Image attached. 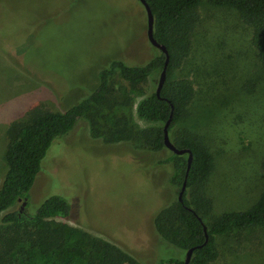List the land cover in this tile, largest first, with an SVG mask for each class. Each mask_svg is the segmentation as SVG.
I'll use <instances>...</instances> for the list:
<instances>
[{
  "label": "rangeland",
  "instance_id": "374dc122",
  "mask_svg": "<svg viewBox=\"0 0 264 264\" xmlns=\"http://www.w3.org/2000/svg\"><path fill=\"white\" fill-rule=\"evenodd\" d=\"M146 21L139 0H0V187L5 148L33 105L64 111L96 87L98 72L111 60H149L156 50ZM249 35L236 11L203 3L192 50L176 72L196 92L190 115L176 129L199 134L214 156L205 188L212 216L246 209L264 188V81ZM158 79L154 75L142 93L155 91ZM138 87L119 74L111 77L92 117L81 118L48 151L22 210L34 213L49 195H63L71 202L70 217L53 221L73 240L85 232L139 262L157 264L179 254L154 225L179 192L173 162H163L171 152L109 141L104 130L111 124L102 118L109 113L116 122L124 115L121 124L129 128L148 126L136 115ZM217 243L213 264H264L258 228L230 231Z\"/></svg>",
  "mask_w": 264,
  "mask_h": 264
},
{
  "label": "trees",
  "instance_id": "16d2710c",
  "mask_svg": "<svg viewBox=\"0 0 264 264\" xmlns=\"http://www.w3.org/2000/svg\"><path fill=\"white\" fill-rule=\"evenodd\" d=\"M146 1L154 18L153 35L169 53L160 96L155 91L142 93L164 66L165 54L152 45L156 52L142 64L111 60L98 72L96 87L66 110H59L55 104L52 107L33 105V113L17 127L4 151L7 170L0 187V264H144L109 241L85 232L73 240L65 228L55 225L54 218L67 219L71 214V202L63 195H49L34 213H25L24 205L22 209L14 208L18 198L27 203L42 161L56 140L69 133L81 118L92 117L93 106L105 100L110 79L115 74L129 85L139 86L141 97L136 103V115L148 126L132 129L121 124L126 119L124 115L112 122L110 114L104 113L102 118L111 124L106 123L104 130L108 140H132L139 147L153 151L166 148L162 128L172 112L169 137L176 147L189 148L192 153L183 201L177 196L175 202L160 210L154 219L156 232L174 244L179 254L160 259L157 264H183L190 247L194 250L188 264H213L219 258L220 236L233 230L258 228L264 231V188L244 210L226 211L219 216L210 214L212 201L205 188L214 169V156L199 134L187 128L176 129L179 122L190 115L196 97L191 80L176 76V72L192 50L201 5L226 7L239 14L250 32L249 44L264 81V0ZM170 152L163 162H173L179 176L173 178L172 183L181 187L187 154H183L184 158ZM177 157L181 162L175 160ZM203 225H206V241Z\"/></svg>",
  "mask_w": 264,
  "mask_h": 264
},
{
  "label": "water",
  "instance_id": "95a60500",
  "mask_svg": "<svg viewBox=\"0 0 264 264\" xmlns=\"http://www.w3.org/2000/svg\"><path fill=\"white\" fill-rule=\"evenodd\" d=\"M139 2L143 5L145 12H146V18H147L146 35H147V39L151 45H153L154 47H157L158 49H160L165 54L164 66L160 72L158 83H157V86L155 89L156 95L160 96V91H161V88H162L164 81H165V78H166V68H167V64L169 61V53H168L166 46L163 43L158 42L153 35L154 18H153V14H152V11L150 9L149 4L147 3L146 0H139ZM172 108H173V105H172ZM171 117H172V112L170 113L168 120L166 121V123L164 124V126L162 128L163 143L167 149H169L170 151H172L173 153H175L177 155L187 154L184 180H183L182 185H181L179 192H178V200L182 202L183 201V193H184V190L186 188V177H187L188 170H189V167H190V164L192 161V153H191V150L189 148H178L171 141V139L169 137V131H168V127H169V124L171 121ZM23 205H24V203H23ZM203 229L205 232V241H206L208 238L207 233H206V225H203ZM197 246H201V245H197ZM193 250H194V247H190L189 249H187L183 264L189 263Z\"/></svg>",
  "mask_w": 264,
  "mask_h": 264
},
{
  "label": "flooded vegetation",
  "instance_id": "af4514ba",
  "mask_svg": "<svg viewBox=\"0 0 264 264\" xmlns=\"http://www.w3.org/2000/svg\"><path fill=\"white\" fill-rule=\"evenodd\" d=\"M20 200H21V198H18V201H20ZM23 203H25V201H24ZM23 203L21 204L20 209H22V205H23Z\"/></svg>",
  "mask_w": 264,
  "mask_h": 264
}]
</instances>
